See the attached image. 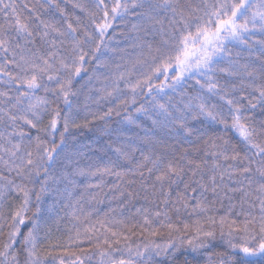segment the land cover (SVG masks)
I'll list each match as a JSON object with an SVG mask.
<instances>
[{"label": "snow or ice", "instance_id": "snow-or-ice-1", "mask_svg": "<svg viewBox=\"0 0 264 264\" xmlns=\"http://www.w3.org/2000/svg\"><path fill=\"white\" fill-rule=\"evenodd\" d=\"M0 264H264V0H0Z\"/></svg>", "mask_w": 264, "mask_h": 264}, {"label": "trees", "instance_id": "trees-1", "mask_svg": "<svg viewBox=\"0 0 264 264\" xmlns=\"http://www.w3.org/2000/svg\"><path fill=\"white\" fill-rule=\"evenodd\" d=\"M96 135H98V133L95 130L93 131L85 130L83 133L78 135V138L82 142H86L87 140L94 138Z\"/></svg>", "mask_w": 264, "mask_h": 264}]
</instances>
